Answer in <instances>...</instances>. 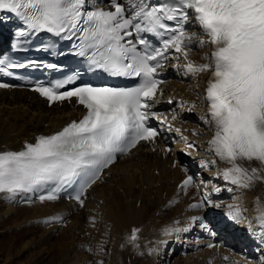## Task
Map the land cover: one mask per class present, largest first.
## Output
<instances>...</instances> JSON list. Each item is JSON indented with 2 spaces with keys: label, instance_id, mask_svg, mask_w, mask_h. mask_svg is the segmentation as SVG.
<instances>
[{
  "label": "snow or ice",
  "instance_id": "6c2138e0",
  "mask_svg": "<svg viewBox=\"0 0 264 264\" xmlns=\"http://www.w3.org/2000/svg\"><path fill=\"white\" fill-rule=\"evenodd\" d=\"M90 5L91 0H0V13L22 21L24 29L17 35L53 34L72 41L76 54L91 67L112 76L138 78L134 87L86 83L63 92L58 91L65 86L60 81L38 85L34 90L51 102L76 97L86 114L26 143L20 151L0 152V193L32 192L50 185L62 188L79 181L74 198L83 206L84 192L117 154L159 135L148 121L161 120L151 109L157 95H163L158 69L170 58V50L180 54L174 58L183 57L189 73L211 72L206 88V122L214 129L209 151L231 165L223 170V179L241 188L264 182V167L249 170L239 163L255 160L264 165V0H128L127 6L111 0L114 10ZM190 17L208 37L199 43L213 46L211 57H205L209 62L199 66L188 60L192 37L185 24ZM145 33L159 38V44L153 45ZM130 37H136L135 42ZM7 87L0 83V88ZM192 184L193 177L188 176L182 187ZM204 203L211 201L205 198ZM227 215L237 219L239 210ZM257 219L264 223V213ZM138 231L133 229L132 241Z\"/></svg>",
  "mask_w": 264,
  "mask_h": 264
},
{
  "label": "bare ground",
  "instance_id": "6f19581e",
  "mask_svg": "<svg viewBox=\"0 0 264 264\" xmlns=\"http://www.w3.org/2000/svg\"><path fill=\"white\" fill-rule=\"evenodd\" d=\"M191 28L194 50L189 53V60L196 66L208 63L205 57H211L210 47L199 43L206 37L194 22ZM179 60L181 65L165 68L169 69L171 81L162 87L164 98L156 101L157 109L165 112L161 120L167 118L165 123L156 119L163 125L156 145H171L168 156L150 145L136 149L113 165L104 181L87 192L83 206L62 200L18 205L21 192L0 193V236L6 233L4 221L27 209L24 221L46 226L47 234L44 231L41 236L48 243L57 232L63 233L64 243L72 250L70 257L74 255L79 264H264V223L257 219L264 213V182L257 180L254 186L241 188L223 179V169L231 165L224 162L221 167L208 148L214 132L206 122L204 79L208 72L189 73L186 61ZM187 108L193 111L187 114ZM185 115L191 122L184 119ZM72 116L69 106L48 107L29 91L0 92V152L20 150L37 135L59 130ZM239 163L249 170L264 167L255 160ZM187 175H193L196 183L187 189L178 188ZM205 198L211 203H204ZM196 201L204 206L192 207ZM236 210L237 219L227 215ZM194 215L199 216L192 218ZM62 217L65 221L59 224ZM68 222L66 230L64 224ZM133 229L139 230L135 241L130 239ZM200 231L212 239L200 237ZM91 240L93 247L88 244ZM210 244L216 246L209 247ZM82 248L88 249L87 253H81ZM19 255L9 258L0 254V264H36L31 255L15 259ZM62 261L59 263L73 264L72 260Z\"/></svg>",
  "mask_w": 264,
  "mask_h": 264
},
{
  "label": "rangeland",
  "instance_id": "374dc122",
  "mask_svg": "<svg viewBox=\"0 0 264 264\" xmlns=\"http://www.w3.org/2000/svg\"><path fill=\"white\" fill-rule=\"evenodd\" d=\"M188 110V111H187ZM190 110L191 111H193L191 108H187L186 109V112H187V114H189L190 113ZM193 118V120H194V117H192ZM184 119L186 120V121H190V119H188V117L185 115V117H184ZM191 122V121H190ZM192 122H194V121H192ZM202 208V207H201ZM23 212V213H22ZM22 212H20V211H18V212H16V213H13L8 219H6L5 221H4V227L5 228H7L5 231H6V233L4 232L3 234H2V236H0V254H2V255H4V256H7V257H9V258H13V257H15L16 255H17V253L18 254H21V255H19L18 257H16L15 259H19L21 256H23V255H27L28 257H29V255H31L30 256V258H34L35 259V261H36V264H61V263H59L61 260H63L62 262H64V261H71L72 260V263L73 264H79V262L80 261H78V260H76V257L73 255L72 257H70L71 256V247L69 246V245H67L66 243H64V240H65V236H64V234L63 233H60V232H57L56 233V236H54L55 238V240L54 239H52V240H50V242L51 243H48V242H46L45 241V239H44V237H42L43 235H44V231H45V233L47 234V228H45L46 226H43V228H42V226H40V225H38L37 223H28V222H25L24 221V217H25V213L27 212H29L27 209H25V210H23ZM15 217V218H14ZM11 218V219H10ZM13 218H14V220H13ZM17 218V219H16ZM65 218V217H64ZM13 221H15V222H13ZM16 221H18V222H16ZM24 221V222H23ZM65 221V220H64ZM10 222V223H9ZM12 222V223H11ZM15 223V224H14ZM23 223V224H22ZM27 223V224H26ZM19 224H21V226L19 225ZM6 225V226H5ZM15 225V226H14ZM12 226V227H11ZM24 226V228H25V226H26V229H21L20 227H23ZM8 227H9V229H8ZM28 228V229H27ZM45 228V229H44ZM61 228V227H60ZM65 228V227H64ZM21 229V230H20ZM38 229V230H37ZM66 230L68 229V227L67 228H65ZM8 230V231H7ZM20 230V231H19ZM26 232H25V231ZM29 230V231H28ZM18 231L20 232V234L18 233ZM38 231V232H37ZM9 232V233H8ZM22 232V233H21ZM30 232H32V233H30ZM36 232V233H35ZM14 233V234H13ZM10 234V235H9ZM11 234H13V237H14V235H15V237L12 239V235ZM40 234V235H39ZM20 235V236H19ZM35 235V236H34ZM39 235V236H38ZM42 235V236H41ZM33 236V237H32ZM9 237V238H8ZM29 237V238H28ZM41 237V238H40ZM11 238V239H10ZM16 238H18V240L16 239ZM9 239V240H8ZM16 239V240H15ZM32 239V240H31ZM40 239H42L40 242H39V240ZM14 240H15V242H14ZM60 240V241H59ZM8 241V243L7 244H4V243H6ZM12 241V242H11ZM37 241V242H36ZM10 242H11V244L12 243H14V244H12V246L10 245ZM28 242V243H27ZM31 242V243H30ZM33 242V243H32ZM35 242H36V244H35ZM42 242H43V244H42ZM93 241L91 240L90 242L88 241V244H90L92 247L94 246V242L92 243ZM17 243V244H16ZM21 243H22V246H20L21 245ZM44 243H45V245H44ZM62 243H64V245H66V247L65 246H63V244ZM18 244H20V245H18ZM29 244V245H28ZM31 244V245H30ZM34 244V245H33ZM3 245H4V247H3ZM48 245V246H47ZM51 245H53V247L51 248V250H50V247H51ZM56 245V246H55ZM8 246H9V250H8ZM11 246V247H10ZM18 246V247H17ZM40 246H41V248H42V250H41V248H40ZM61 246V247H60ZM2 247V248H1ZM24 247H26V250H27V252H26V250L25 251H23V248ZM47 249H46V248ZM91 247V248H92ZM49 248V249H48ZM54 248V249H53ZM18 251H17V250ZM52 249H53V251H52ZM56 249H59V250H57L56 251ZM42 252H41V251ZM80 250V249H79ZM16 251H17V253H16ZM39 251L42 253H40V255H38L39 254ZM64 251V252H63ZM87 253V251H88V249H85V248H82V251H81V253H85V252ZM8 252V253H7ZM21 252V253H20ZM49 252V253H48ZM63 252V253H62ZM37 253V254H36ZM55 253V254H54ZM67 253H69V254H67ZM16 254V255H15ZM35 254V255H34ZM59 254V255H58ZM64 254H67V255H64ZM15 255V256H14ZM35 257H34V256ZM36 255H38V256H36ZM52 256V257H51ZM54 256V257H53ZM66 256V257H65ZM39 257V258H38ZM41 257V258H40ZM63 257V258H62ZM65 258V259H64ZM69 258H71V259H69ZM43 259V260H42ZM51 259H52V261H51ZM67 259V260H66ZM133 259V258H132ZM75 260V261H74ZM48 261V262H47ZM57 261V262H56ZM135 261V260H134ZM137 261V260H136ZM75 262V263H74ZM77 262V263H76ZM81 264V263H80Z\"/></svg>",
  "mask_w": 264,
  "mask_h": 264
}]
</instances>
